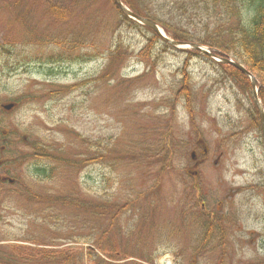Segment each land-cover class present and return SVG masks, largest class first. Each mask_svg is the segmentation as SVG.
Here are the masks:
<instances>
[{"label":"rangeland","instance_id":"1","mask_svg":"<svg viewBox=\"0 0 264 264\" xmlns=\"http://www.w3.org/2000/svg\"><path fill=\"white\" fill-rule=\"evenodd\" d=\"M57 10L59 18L53 16ZM143 33L119 26L112 0H0V152L4 138L14 135L27 136V141L34 136L65 143L68 155H73L85 151L80 137L84 135L102 143L121 137L124 142H114L112 152L124 156L128 151L141 157L138 165H129L123 160L114 162L104 153L103 160L81 175L67 171L54 178L47 184L54 188L50 190L42 180L34 181L38 177L28 175L32 166L15 161V153L1 154L7 165L0 175L16 180L7 182L13 186L5 193L0 183L4 252H17V247L4 240L40 243L43 239L67 250L71 258L79 254L74 248L86 256L90 246L71 248L64 242L69 237L86 238L94 228V235L106 231L111 235L117 251L110 254L126 260L123 263L143 264L136 257H146L154 232L153 246L162 239L181 244L187 240V252L181 256L175 253L176 243L162 240L150 254L155 253V264H217L218 252L191 258V250L202 243L203 232L194 238L199 227L189 230L191 224L186 228V221L195 220L201 226L205 218L218 217L229 219L228 264L264 261V197H256L252 190L264 172L261 132L249 114L254 101L228 80L211 82L217 81L215 70L204 56H198L191 59L189 69L196 82L207 84L194 86V112L188 113L178 96L180 86H170L179 76L185 54L164 51L160 43L161 54L151 60L143 58L140 50L147 45ZM52 37L67 39L71 45L57 47ZM56 58L70 61L52 63ZM175 96L180 101L171 107L164 98ZM5 104L17 106L5 111L1 108ZM162 135L167 148H158V156L150 155ZM18 147L28 150L24 145ZM84 180L85 198L93 204L88 226L68 217L54 227L42 219L51 204L26 203L19 190L31 185L33 193L75 197L72 193ZM95 191L100 197L93 196ZM113 195L119 203L116 213L121 208L124 214L114 221L104 220L96 213V204L107 199L109 212L108 198ZM34 217L40 223L31 225ZM110 223L115 224L113 229L108 228ZM55 228L63 229L60 236L51 233Z\"/></svg>","mask_w":264,"mask_h":264},{"label":"trees","instance_id":"2","mask_svg":"<svg viewBox=\"0 0 264 264\" xmlns=\"http://www.w3.org/2000/svg\"><path fill=\"white\" fill-rule=\"evenodd\" d=\"M123 2L134 13L157 22L172 39L207 46L220 55L231 57L243 64L247 70L256 76L259 83V97L264 104V0H123ZM114 7L118 13L120 27H135L142 31V27L124 16L115 4ZM55 12L53 16L59 18L60 10ZM145 31L146 33H143V35L147 45L140 51L143 58L151 60L154 54H161L162 50H158V44L160 43L163 45L162 49L164 51L171 49L153 31L147 28H145ZM52 41L57 47L65 48L71 45L67 39L64 40L61 37L57 39L52 37ZM120 49L121 46L117 48V50ZM194 56H199V54L196 52H187L185 54L183 65L178 72L179 76L170 84V86H180L178 96L184 101L188 113L194 112L196 100L194 86H205L207 84L203 81L196 82L192 71L189 69L190 61ZM68 57L67 59L71 61L74 59H72L70 54H68ZM56 60L59 62L70 61L62 58H56ZM205 60L215 70L214 79L217 81L211 82L222 83L225 82L223 80H228L234 86H239L244 95L250 97V101L253 100L252 86L249 78L244 73L232 66L218 64L208 58H205ZM164 99L171 107L177 105L180 101L177 96L174 99ZM250 105L249 114L253 125L259 131L260 123L257 108L252 102H250ZM192 121L196 124L194 118H192ZM159 130L160 133L163 131V129ZM80 137L82 139V148L85 151L77 152V154L73 155H68L69 152L65 150V143L54 144L47 138L34 140L32 148L34 151L41 153L40 163L33 165V175L31 174V177L34 175L38 177L34 181L39 182V180H42L45 183L44 185L52 190L54 188L47 184L52 183L54 178H61L67 171L72 174L80 173L81 175L86 168L103 160L108 153V158H111L114 162L123 160L129 165H138L140 163L141 157L131 152L127 151L124 156H118L112 152L114 142H124L121 137L106 138L103 143L101 139L92 141L89 138H85L84 135ZM181 144L184 148L187 146V141H182ZM155 145L156 150L153 152L151 150L149 153L150 155L158 156V148L159 151L167 148L165 136L162 135L161 140L153 146ZM104 153H106L105 156L103 155ZM35 157L38 158L39 156ZM86 179L88 180V176H86ZM79 185V190L77 189L76 192L72 193L75 197L59 196L53 192V194L49 193L44 196V194L33 193L29 188L26 191V195L33 200L51 204L46 211L47 217L42 219L57 227L59 223L64 222L68 217L84 218L79 214L88 213L93 206V204H90L91 200L85 198L88 195L85 180L84 182H79ZM252 190H256L258 194L264 197V172L262 180ZM95 195L99 197L100 194L96 192ZM114 197L113 195L108 198L109 212L104 209L105 202L96 204V213L98 215H108L109 221H114L123 214L121 208L120 213H116L119 210V203L114 202ZM76 198L79 201H76ZM65 207L71 209L72 213H69ZM58 210L59 213H57ZM114 226L115 224L110 223L108 228L113 229ZM110 236L107 235V231L102 232L100 235L89 234L87 235V240L83 242L93 244L101 250H104V245H106L107 253L114 254L117 250ZM75 242L79 243L82 240L75 239ZM39 245L47 246L50 244L40 242ZM17 249V252L13 251L10 255H3L0 264H82L84 261L83 254L78 248H74L75 252H79V254L75 253L76 256L74 258H71L67 250L35 249L28 246L17 247ZM175 253L180 256L181 250ZM88 258L94 264H110L93 253H89ZM111 258L116 259V256H111Z\"/></svg>","mask_w":264,"mask_h":264},{"label":"water","instance_id":"3","mask_svg":"<svg viewBox=\"0 0 264 264\" xmlns=\"http://www.w3.org/2000/svg\"><path fill=\"white\" fill-rule=\"evenodd\" d=\"M115 2L117 3V5L119 6V8L127 15L129 16L131 19L139 22L140 24L146 25L151 27L156 33H158L162 38H164L165 40H167L171 46L177 48V49H184L185 47H192L198 51H200L203 54H206L212 58H216V56L214 54H211L209 51H207L206 49L197 46V45H191V44H186V43H179V42H173L169 39H167L165 37V35L161 32L160 28L158 27V25L156 23H154L153 21L149 20V19H145L142 17L137 16L136 14L132 13L130 10H128L122 3L121 0H115ZM219 60L221 62L227 63V64H231L233 66H235L236 68H238L239 70L243 71L244 73H246L248 76H250L251 80H252V86H253V91H254V97L260 112V119H261V126H262V135H263V140H264V109L263 106L260 104L258 96H257V91H256V78L249 73L242 65L237 64L236 62L232 61V60H227V59H222L219 58ZM12 106H8L7 109H10Z\"/></svg>","mask_w":264,"mask_h":264},{"label":"flooded vegetation","instance_id":"4","mask_svg":"<svg viewBox=\"0 0 264 264\" xmlns=\"http://www.w3.org/2000/svg\"><path fill=\"white\" fill-rule=\"evenodd\" d=\"M4 165H5V161L4 160H0V171H2Z\"/></svg>","mask_w":264,"mask_h":264}]
</instances>
